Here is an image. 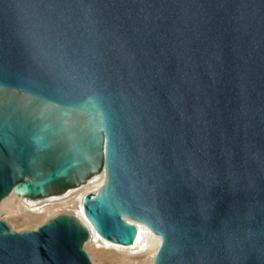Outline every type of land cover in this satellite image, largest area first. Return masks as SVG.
<instances>
[{
    "label": "water",
    "instance_id": "1",
    "mask_svg": "<svg viewBox=\"0 0 264 264\" xmlns=\"http://www.w3.org/2000/svg\"><path fill=\"white\" fill-rule=\"evenodd\" d=\"M104 173L82 212L150 264H264V0H0V203ZM57 213L0 264H92Z\"/></svg>",
    "mask_w": 264,
    "mask_h": 264
},
{
    "label": "bare ground",
    "instance_id": "2",
    "mask_svg": "<svg viewBox=\"0 0 264 264\" xmlns=\"http://www.w3.org/2000/svg\"><path fill=\"white\" fill-rule=\"evenodd\" d=\"M103 181L104 173L102 171L79 187H73L66 192L55 193L42 199H28L10 193L0 203V217L12 229L22 230L35 228L57 213L73 214L91 230L90 238L84 243V249L89 254L92 264H106L104 254L108 250L114 249L121 254L120 262L150 264L160 238L143 223L134 221L137 226L136 240L132 246H124L100 237L83 216V195L89 191H96ZM3 213H6L7 216L3 217Z\"/></svg>",
    "mask_w": 264,
    "mask_h": 264
},
{
    "label": "rangeland",
    "instance_id": "3",
    "mask_svg": "<svg viewBox=\"0 0 264 264\" xmlns=\"http://www.w3.org/2000/svg\"><path fill=\"white\" fill-rule=\"evenodd\" d=\"M3 217L7 216L6 213H3ZM24 228V227H19ZM114 249V248H113ZM121 254L117 250H108L107 253L104 254V258L106 259V264H127L126 261L120 262ZM117 259V260H116ZM113 261V262H111Z\"/></svg>",
    "mask_w": 264,
    "mask_h": 264
}]
</instances>
